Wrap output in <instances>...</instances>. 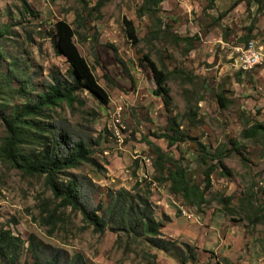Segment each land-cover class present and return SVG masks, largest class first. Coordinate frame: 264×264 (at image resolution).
<instances>
[{
	"label": "rangeland",
	"instance_id": "obj_1",
	"mask_svg": "<svg viewBox=\"0 0 264 264\" xmlns=\"http://www.w3.org/2000/svg\"><path fill=\"white\" fill-rule=\"evenodd\" d=\"M21 1L0 0V115L43 90L51 70L66 77L68 65L53 52L51 35L55 21L69 24L73 43L108 102L101 105L81 88L74 92L71 105L61 102L48 111L74 134L91 136V157L97 165L83 162L68 171L92 184L87 193L94 202L105 201L111 189L148 190L153 216L164 222L161 235L173 239L184 253L187 245L193 257L180 263L177 256L118 232L107 228L95 232L69 207L58 208L48 223L42 219L45 206L52 208L56 201L43 176L22 173L0 154V228L22 240L17 264L31 262L29 245L45 254L57 252L61 263L78 254L82 264H149L154 253L153 264H220V256L207 243L198 244L203 228L207 230L217 216L222 234L235 226L243 232L245 251L264 252V141L241 135L254 121L264 122V57L246 71L234 60L239 53L235 47L250 40L264 51V0L260 4L249 0L246 8L241 1L228 11V0H189L193 7L188 20L183 23L185 18L180 17L178 25L166 18L161 0L153 5L155 11L153 0H23L33 14L23 10ZM173 1L181 2L168 3ZM123 20L132 23L134 39L125 36ZM183 26V35H177L175 30ZM188 31L192 34L186 35ZM174 35L194 39L187 43ZM216 36L226 45H213L208 57L203 56L200 42L206 45L207 38ZM149 61L166 76L168 111L181 132L197 138L209 152L219 150L229 172L223 174L219 167L211 172L198 211L183 205L153 177L149 163L154 155L146 140L179 157L200 187L205 164L190 140L168 146L161 137L167 113L153 94ZM217 93L227 100L224 107L217 105ZM117 105L119 111L114 113ZM3 135L0 121V144ZM179 206L190 216H183ZM0 264L7 263L0 259Z\"/></svg>",
	"mask_w": 264,
	"mask_h": 264
},
{
	"label": "trees",
	"instance_id": "obj_2",
	"mask_svg": "<svg viewBox=\"0 0 264 264\" xmlns=\"http://www.w3.org/2000/svg\"><path fill=\"white\" fill-rule=\"evenodd\" d=\"M158 1H152V8ZM241 1L246 8L249 0H231L226 11ZM253 1L260 4L262 0ZM21 3L25 12L34 13V10L23 0ZM100 4L101 2L98 1L94 6L95 9H98ZM123 31L127 38H135L130 20H123ZM73 34V29L66 22L57 20L53 23L51 45L53 52L64 57L68 65L65 71L66 77L51 70L50 79L43 85V90L23 103L12 105L6 114L0 115L4 130L0 154L11 166L22 173L43 176L44 184L49 189L52 199L56 201L52 208L45 206L46 213L42 219L48 223H52L58 215V208L69 207L77 211L82 220L95 232H101L107 228L136 243L177 256L176 259L184 263L187 257L193 256L190 255L187 245H185L187 252L184 253L173 239L164 238L161 235L164 222L162 217L155 219L153 216L148 190L145 193H139L120 187L106 192L105 201L99 198L97 202H94L87 193L88 187L92 184L68 171L83 162L97 165L91 157L89 146L91 136L83 132L74 134L64 121L51 118L48 111L61 102L71 105L75 98L74 92L81 88L88 90L101 105L108 102L106 92L96 84L88 64L75 47L72 40ZM173 37L185 40L187 43L194 39L193 36L174 35ZM148 68L155 85L153 94L160 97L167 113L166 125L161 137L166 140L168 146L185 139L190 140L200 161L205 164L202 171L203 185L200 187L191 180L179 157H174L169 151H163L158 145L146 140L145 143L154 155L149 163L153 170V177L163 181L167 192L178 198L183 205L192 206L198 211L203 203L204 192L210 186L211 172L217 167L223 174L228 175L229 172L222 164V154L219 150L209 152L204 143L181 132L175 117L168 111L170 96L165 84V74L150 61ZM215 96L217 105L224 107L227 100L218 93ZM241 135L249 139L261 137L264 141V122L254 121L243 129ZM231 145L233 146L234 143L231 142ZM21 245L22 240L18 236L13 235L9 229L0 228V259L7 264H17V253ZM28 248L31 254L29 264H82L78 254L73 255L70 261L61 263L57 252L45 254L32 248L31 245ZM187 254L189 256H186ZM150 257L152 262L149 264H153L154 253L150 254Z\"/></svg>",
	"mask_w": 264,
	"mask_h": 264
},
{
	"label": "crops",
	"instance_id": "obj_3",
	"mask_svg": "<svg viewBox=\"0 0 264 264\" xmlns=\"http://www.w3.org/2000/svg\"><path fill=\"white\" fill-rule=\"evenodd\" d=\"M178 3L179 4H177L176 1H173V4H169L168 0H161L163 9H165L163 13L166 15V18L169 19L170 22L173 21V23L177 25L179 24L178 20L180 17L185 18L183 23H185V20H188L187 18L189 16L190 9L193 7L189 0H181V2ZM226 3L229 6V0L225 1V4ZM195 13L198 14V11L195 10ZM210 13L212 14V11H210ZM195 24H198L197 21H195ZM197 27H199V25ZM185 28L184 26L178 27V29L175 30V33H177V35H183L182 32ZM196 33L199 35V31H196ZM191 34L192 33L188 31L186 35ZM211 35H214V33ZM200 43L201 46L199 48H202V51H204L203 56L205 57H208L206 52L212 51L213 45L216 47L219 44L220 48H223V45H226V42H223V40H220L217 36L209 37V39L207 38L205 40L206 45H203L202 42ZM189 50L192 51V49ZM160 201L161 200H157L156 203H159ZM221 225L222 220L217 216V219L212 221L210 226H207V230H205L206 228H203L204 230L201 235L202 239L199 240L198 244L202 245L203 243H207L208 246L213 249V253H217V256H220V264L221 262H223V264H264V252L258 249L259 247H256L259 250L258 252L252 248L245 251L243 247L245 238L241 230L239 231L235 228V226H228L225 233L222 234V231L219 230V226ZM215 259L217 260L216 257Z\"/></svg>",
	"mask_w": 264,
	"mask_h": 264
},
{
	"label": "built area",
	"instance_id": "obj_4",
	"mask_svg": "<svg viewBox=\"0 0 264 264\" xmlns=\"http://www.w3.org/2000/svg\"><path fill=\"white\" fill-rule=\"evenodd\" d=\"M237 51L239 52L235 61H240V69L241 70H249L254 65L258 64L262 58L264 57V51H261L263 48L261 45H254L253 41L250 40L246 44H243L241 46L235 47ZM119 107L118 105L115 107L114 113H118ZM115 121H117V118H115ZM116 141L118 143H121V138L119 136H116ZM154 185V183H153ZM178 211L186 217H189L190 215L188 212L185 211V209L182 206H179Z\"/></svg>",
	"mask_w": 264,
	"mask_h": 264
},
{
	"label": "bare ground",
	"instance_id": "obj_5",
	"mask_svg": "<svg viewBox=\"0 0 264 264\" xmlns=\"http://www.w3.org/2000/svg\"><path fill=\"white\" fill-rule=\"evenodd\" d=\"M255 67V66H254ZM243 71H246V70H243Z\"/></svg>",
	"mask_w": 264,
	"mask_h": 264
}]
</instances>
